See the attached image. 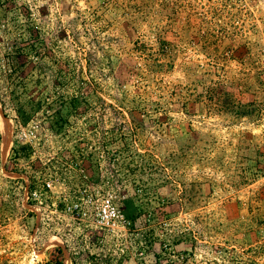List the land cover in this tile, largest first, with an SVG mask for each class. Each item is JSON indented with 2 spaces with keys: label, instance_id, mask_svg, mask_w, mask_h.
<instances>
[{
  "label": "rangeland",
  "instance_id": "374dc122",
  "mask_svg": "<svg viewBox=\"0 0 264 264\" xmlns=\"http://www.w3.org/2000/svg\"><path fill=\"white\" fill-rule=\"evenodd\" d=\"M0 117V264H264V0H0Z\"/></svg>",
  "mask_w": 264,
  "mask_h": 264
},
{
  "label": "built area",
  "instance_id": "2783aa9c",
  "mask_svg": "<svg viewBox=\"0 0 264 264\" xmlns=\"http://www.w3.org/2000/svg\"><path fill=\"white\" fill-rule=\"evenodd\" d=\"M50 185V182L46 183L47 187H50ZM121 216L119 210L114 206L111 196L106 195L103 196L99 204L95 206L92 220L96 221L100 227L111 228Z\"/></svg>",
  "mask_w": 264,
  "mask_h": 264
},
{
  "label": "trees",
  "instance_id": "16d2710c",
  "mask_svg": "<svg viewBox=\"0 0 264 264\" xmlns=\"http://www.w3.org/2000/svg\"><path fill=\"white\" fill-rule=\"evenodd\" d=\"M79 92V91H78ZM79 97H71L70 99V105L71 107H73L74 104H71L74 103L75 101L79 100L78 99ZM218 102H216V105L218 106V109L220 111H228V112H234L236 114H241L242 113V110H240L239 108L237 107H240V106H237L234 101L231 100V98L229 97L228 94H220L219 95V98L217 99ZM74 110H78L79 108H77V104L74 105ZM61 127V126H60Z\"/></svg>",
  "mask_w": 264,
  "mask_h": 264
},
{
  "label": "bare ground",
  "instance_id": "6f19581e",
  "mask_svg": "<svg viewBox=\"0 0 264 264\" xmlns=\"http://www.w3.org/2000/svg\"><path fill=\"white\" fill-rule=\"evenodd\" d=\"M1 118V117H0Z\"/></svg>",
  "mask_w": 264,
  "mask_h": 264
}]
</instances>
